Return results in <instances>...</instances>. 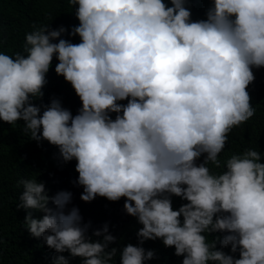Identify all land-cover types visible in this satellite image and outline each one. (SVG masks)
I'll list each match as a JSON object with an SVG mask.
<instances>
[{"label": "clouds", "instance_id": "9594fccd", "mask_svg": "<svg viewBox=\"0 0 264 264\" xmlns=\"http://www.w3.org/2000/svg\"><path fill=\"white\" fill-rule=\"evenodd\" d=\"M69 3L78 5L71 35L80 43L61 39L63 26L33 25L23 52L0 53V120L24 121L30 139L57 146L65 162L75 159L83 201L127 198L126 212L143 225L141 244L160 238L182 264H264L261 154L249 148L224 164L219 158L233 128L256 111L247 88L253 68L264 67V0H213L198 21L188 0ZM54 57L55 72L82 101L75 116L58 99L42 114L33 103L44 95ZM209 164L227 170L213 173ZM21 183L20 207L45 213L25 218L34 237L83 264H111L117 250L106 249L115 237L92 242L79 210L65 214L71 193L50 198L36 179ZM173 195L188 203L173 210ZM212 232L230 233L217 241L240 258L216 250L205 235ZM153 257L129 244L121 258L146 264ZM56 264L70 261L60 255Z\"/></svg>", "mask_w": 264, "mask_h": 264}, {"label": "trees", "instance_id": "16d2710c", "mask_svg": "<svg viewBox=\"0 0 264 264\" xmlns=\"http://www.w3.org/2000/svg\"><path fill=\"white\" fill-rule=\"evenodd\" d=\"M172 6L170 0H164ZM213 0H188V7L192 13V20L206 19V12ZM76 8L69 0H0V53L15 55L23 52L26 34L33 30V25H49L51 30H58L62 26L67 29L61 39L74 44L81 42L79 35H71L72 29L79 26ZM58 43L59 41H53ZM59 61L54 57L53 65L47 74L48 83L43 88V97L33 100L35 106L41 107V114L45 106H49L53 99H58L62 106L70 110L73 116L82 108V101L74 88L63 76L55 72ZM255 80L247 91L251 97L250 103L255 108L254 116L239 127H234L229 134L225 149L219 154L224 164L234 154H242L246 149L257 150L264 163V67L253 68ZM127 100L120 101L127 104ZM115 119L116 114H111ZM24 121L11 125L0 120V264H56L60 255L69 259L70 264H83L82 257H72L69 252L58 253L49 248L42 238L34 237L25 224L26 216L31 213L34 219H42L45 213L36 209L20 207V199L25 189L22 180L36 179L45 185L48 196L55 197L59 192L71 193V201L64 209L65 214L73 208L79 210L82 226H87L86 235L92 242H103L105 235H112L115 240L108 244L106 251L115 248L116 255L111 264H122L123 249L129 244L143 247L145 251H153L154 257L146 264H182L184 257L175 254V247L165 246L162 239L145 240L142 244L138 237L143 227L137 217L126 212L124 204L127 198L110 201L97 196L93 201L81 199L83 186L78 184L79 173L76 171V160L65 162L60 155L59 148L48 141L30 139L23 131ZM206 154L197 161V165L204 163ZM213 173L226 171L207 165ZM173 210H178L188 201L173 195L171 197ZM134 203V202H133ZM49 208L56 210L51 199ZM183 217H181V221ZM108 231L105 233L104 227ZM101 235L96 236L95 232ZM227 232H212L205 234L209 242L223 240ZM216 250L239 259V251L231 252V245L223 246L217 241Z\"/></svg>", "mask_w": 264, "mask_h": 264}]
</instances>
